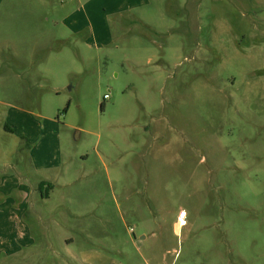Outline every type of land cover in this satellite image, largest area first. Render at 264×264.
<instances>
[{"label":"rangeland","instance_id":"374dc122","mask_svg":"<svg viewBox=\"0 0 264 264\" xmlns=\"http://www.w3.org/2000/svg\"><path fill=\"white\" fill-rule=\"evenodd\" d=\"M0 100L30 111L7 133L15 165L57 164L58 145L60 168L39 173L71 183L46 205L38 194L31 246L0 264H70L75 231L53 210L64 192L104 215L92 227L120 239L115 264L150 213L181 209L167 264H264V0H9Z\"/></svg>","mask_w":264,"mask_h":264},{"label":"crops","instance_id":"0c3cea01","mask_svg":"<svg viewBox=\"0 0 264 264\" xmlns=\"http://www.w3.org/2000/svg\"><path fill=\"white\" fill-rule=\"evenodd\" d=\"M8 1L0 0V11ZM16 75L17 79L27 83V86L22 85L23 91L28 89L29 80L26 74ZM6 87L5 90L8 91L9 87ZM29 113L27 106L14 105L0 100V263L3 259L21 256L31 246L33 240L29 217L32 215L31 210L37 196L40 195L43 204L46 205L51 199V191L53 192L56 186L57 188H68L71 184L66 181L69 178V170L65 171L64 169L62 173H57L53 182L47 177L43 178L39 173L48 167L50 169L60 168L61 163H59L57 154L61 153V149L58 145L56 153H54V160H57V164L51 162L48 166H38V157L33 155L32 159L35 161L33 169L27 163L23 167L19 164L15 165V161L22 153L20 152V149H23L22 142L9 141L7 133L14 132L11 123L20 119L27 121L30 118ZM7 127L10 130H7ZM107 172L109 175V170ZM114 173L119 175L120 171L114 170ZM41 183L45 184L43 189L40 187ZM48 185H51L50 190L46 192ZM41 190L45 192V196L42 195ZM57 196L59 199L53 205V210L57 209L59 213L57 214L59 219L56 223L57 228L60 223H64L67 227L72 228L71 231H75V235L70 234L62 237L66 243L64 246L66 253L70 256V264H115V260L110 256L112 249L110 241L120 239L111 238L109 233L103 231L94 233L92 227L95 222L102 224L104 215L103 217L91 216L87 209L88 205L86 208L77 205L73 208L72 203L67 200L66 192ZM60 211L62 215H60ZM33 214L37 217V223H42V213L35 212ZM67 217L70 221V218H73L75 224L70 223ZM182 228L178 216L176 219H165L152 212L149 218L145 219L139 238H136L134 234V239L127 242L128 246L126 243H120L115 245L117 248L114 251L123 258L126 264H167L171 253L176 251L172 245L170 246L171 237H176L179 240L182 236ZM76 237L78 238L76 239ZM79 240L84 243H79L81 244L80 250L75 253L73 246ZM135 255H137L136 258Z\"/></svg>","mask_w":264,"mask_h":264},{"label":"built area","instance_id":"2783aa9c","mask_svg":"<svg viewBox=\"0 0 264 264\" xmlns=\"http://www.w3.org/2000/svg\"><path fill=\"white\" fill-rule=\"evenodd\" d=\"M187 217L188 214L185 210H181L178 214V220L179 223L181 224V226H186L187 225ZM131 231L133 232V229H131Z\"/></svg>","mask_w":264,"mask_h":264},{"label":"trees","instance_id":"16d2710c","mask_svg":"<svg viewBox=\"0 0 264 264\" xmlns=\"http://www.w3.org/2000/svg\"><path fill=\"white\" fill-rule=\"evenodd\" d=\"M67 110H68V107L65 109V111H67ZM7 130H10V129H8V127H7ZM26 146H27V147H29V145H28V144H27ZM44 186H45V184H44V183H41V184H40V187H41L42 189L44 188ZM50 186H51V185H48V187H47V189H46V192L50 190V189H49V188H50ZM41 191H42V195H44V196H45V192H44L43 190H41Z\"/></svg>","mask_w":264,"mask_h":264}]
</instances>
